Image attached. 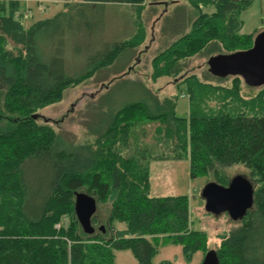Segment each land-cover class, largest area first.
Instances as JSON below:
<instances>
[{"label":"trees","instance_id":"trees-1","mask_svg":"<svg viewBox=\"0 0 264 264\" xmlns=\"http://www.w3.org/2000/svg\"><path fill=\"white\" fill-rule=\"evenodd\" d=\"M145 2L81 0L25 28L20 1L0 0V264H114L115 251L122 250H130L138 264H151L158 249L168 245H180L188 262L196 252L206 255L207 236L191 228L188 197L151 195V148H135L129 156L115 148L116 140L128 145L138 136L137 127L153 122L160 123L157 132L172 147L169 157H155L189 160L192 179L209 177L228 186V168L242 164L249 170L254 204L240 226L222 236L215 253L220 264H264V116L192 111L180 117L176 97L161 100L136 83L140 94L108 108L90 131L93 142L76 145L36 119L37 111L60 102L67 88L110 68L138 45L109 44L89 57L81 73L71 72L65 39L85 25L83 9L106 4L142 9ZM188 2L195 15L191 28L155 58L161 72L154 75L177 77L187 60L200 54L210 58L253 46L254 36L241 33L239 18L252 0ZM240 79L235 76L228 91L239 94ZM197 82L195 76L188 80L191 103ZM38 164L44 171L39 186L28 178ZM80 192L110 204L104 231L83 232L75 211ZM64 216L68 226L62 224ZM114 222L125 228L116 229Z\"/></svg>","mask_w":264,"mask_h":264},{"label":"rangeland","instance_id":"rangeland-1","mask_svg":"<svg viewBox=\"0 0 264 264\" xmlns=\"http://www.w3.org/2000/svg\"><path fill=\"white\" fill-rule=\"evenodd\" d=\"M9 1V0H6ZM21 4L20 14L25 28L35 22L52 18L65 6L81 0H18ZM81 15L85 25L77 33L66 37L64 47L67 68L79 74L87 64L89 57L96 52L104 51L109 44L116 42L138 43L134 51L121 54L110 68L97 72L83 82L70 86L64 91L63 98L56 104L37 111L39 124H47L56 132L76 145L93 142L91 130L96 129L108 108L121 101L133 100L140 92L136 83H142L147 89L156 93L163 100L176 97L177 115L186 117L194 111L197 115H217L223 113L248 116H264V85L247 86L239 80V94L232 89L234 77L215 78L209 73L206 55H198L187 60L184 72L177 77L154 75L159 68L155 58L170 47L183 34L187 33L193 19L194 10L188 0H146L142 9L125 4H106L103 7L89 6ZM213 12V8L204 9ZM242 21L241 33L255 37L264 31V0H252L249 7L239 12ZM79 21V20H78ZM82 29V31H80ZM124 73L125 76L121 77ZM198 79L193 83L194 97L191 103V92L188 86L190 77ZM189 78L188 80H185ZM2 99L0 96V110ZM144 125V124H143ZM160 123L153 122L137 127L136 138L116 140L115 148L123 155L129 156L135 148L150 147L152 161L149 164L150 193L155 197L187 196L189 199L191 228L202 231L207 236V253L216 252L222 236L238 228L240 220H234L227 212L219 214L206 210L202 197L205 186L215 182L209 177H190L189 160L163 159L155 155L171 154V144L157 131ZM127 145V146H126ZM70 148L68 142L64 143ZM170 153V154H169ZM44 168V167H43ZM28 178L39 186L43 169L38 167L29 170ZM230 180L242 176L253 183L249 170L242 164L226 170ZM32 176V178H31ZM110 204L97 203V211L92 222L96 230L107 225ZM62 224L68 226L69 217L64 216ZM116 229L125 225L114 222ZM60 225H58V228ZM204 252H196L190 262L186 261L180 245H168L158 249L151 264H201ZM114 264H138L130 250L115 251Z\"/></svg>","mask_w":264,"mask_h":264},{"label":"water","instance_id":"water-1","mask_svg":"<svg viewBox=\"0 0 264 264\" xmlns=\"http://www.w3.org/2000/svg\"><path fill=\"white\" fill-rule=\"evenodd\" d=\"M207 64L214 76H238L249 86H263L264 31L255 37L250 49L214 55L208 59ZM202 197L208 212H227L232 219L241 220L254 204V185L242 176L233 178L228 186L210 182L205 186ZM75 211L83 232L93 234L96 230L92 222L97 211V200L80 192L75 197ZM100 229L104 231V227ZM201 264H220V261L215 252H209Z\"/></svg>","mask_w":264,"mask_h":264}]
</instances>
